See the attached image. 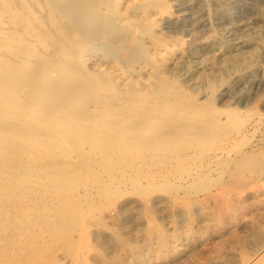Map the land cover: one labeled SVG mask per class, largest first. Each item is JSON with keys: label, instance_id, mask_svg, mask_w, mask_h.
<instances>
[{"label": "bare ground", "instance_id": "bare-ground-1", "mask_svg": "<svg viewBox=\"0 0 264 264\" xmlns=\"http://www.w3.org/2000/svg\"><path fill=\"white\" fill-rule=\"evenodd\" d=\"M152 5L160 17L146 14ZM167 13V0H0V264H58V251L65 253L68 264H113L104 248L109 240L87 237L92 223L88 217L105 206L94 201V193L78 190L89 177L100 199L113 200L128 185L147 207L144 247L110 228L114 245L124 250L114 264H135L125 263L124 257L140 259L154 248L152 238L164 256L161 251L170 245V235L154 215L150 192L174 187L156 184L159 172L153 170H163L160 176L167 180L191 152L225 139L244 121L235 110L227 111L226 121L213 113L215 93L226 76L208 81L206 108L188 99L177 79L182 56L172 75H166L175 47L180 51L184 44L183 38L154 30ZM257 40L252 50L236 48L238 52L219 63L221 69L228 62L251 66L264 35ZM102 46L128 52L129 65L94 54ZM247 164H238L228 175L230 183L216 189L220 194L211 205L219 216L233 217L230 192L248 185ZM251 167L260 169L256 163ZM186 203L190 221L197 203ZM210 210L205 215H213ZM259 232L238 241L244 249L241 264H264V230Z\"/></svg>", "mask_w": 264, "mask_h": 264}, {"label": "rangeland", "instance_id": "rangeland-1", "mask_svg": "<svg viewBox=\"0 0 264 264\" xmlns=\"http://www.w3.org/2000/svg\"><path fill=\"white\" fill-rule=\"evenodd\" d=\"M167 2L171 13L163 14L162 20L154 30L162 31L160 32L161 34L166 33V35H172V37L183 38L184 44L180 51L175 47L176 51L165 66L166 75H172L171 69L174 64L179 63V58L177 57L182 56L185 62H182L177 79L187 98L198 100L197 103L203 102L201 104L206 108V99L209 95L208 81H219L221 79L219 77L226 76L227 82L216 91L215 100L211 108L216 110L213 113L216 114L217 112V114H220L219 117L221 116L220 119L222 121L228 120L227 111L229 110L238 112L240 116L244 117V121L241 127L236 130L237 132L234 131L230 136H226L225 139L222 138V140L216 141V144L210 143L206 148L203 147L200 150L196 149L194 153L191 152L193 158L190 157L186 160L184 166L181 165L180 167L177 165V167H174L176 169L167 178L168 181L160 176V174L164 175L163 170H160V168L156 169L157 171L153 170L154 174L159 172V174H156L158 176L154 181L156 184L167 185L168 183L169 187H174V189L168 191L150 192L155 204L154 215L158 218V223L163 228L165 227L169 233L171 240L169 244L172 245L163 248L161 252L165 254L163 256V253H161V256H159L157 249H155L157 247L156 239L152 238L153 249L145 250L140 259L128 255L124 257V261L125 263L134 262L135 264H241V254L244 249L238 241L243 238L253 239L252 235H254L255 230L256 232L260 231L259 233H263L264 230V45L258 48L259 52L257 56H254L255 59H253L249 67L243 68V66H235L228 62L226 69L223 70L219 63L238 52L237 49L240 47L243 48L239 51L252 50L258 41L257 39L264 35V0H167ZM155 6H150V10L147 9L146 14H154L155 17H160L159 10ZM132 32L130 34L136 40L138 32L136 30ZM96 52L94 54L99 56L108 54L109 57L116 58L121 66L126 67L129 65L128 58L130 56L128 52H118L106 46L96 49ZM213 59H216V61H213ZM122 62L126 65H123L124 63ZM138 66V64L134 65V67ZM215 157L218 159L215 160ZM213 158L214 160H212ZM226 161L227 166H225ZM248 161L249 164L245 165L246 168L244 167V172L249 182L246 186L247 188L236 189L232 187L233 190H231L229 187L234 208L231 213L233 217L230 219V215L219 216V213L212 206L214 205L212 204L214 203V198L220 194L216 189L222 191V185L231 181V175L229 174H232L238 164ZM189 163L190 166L188 165ZM255 163L260 166L257 172L251 167V164L255 165ZM204 170L207 173H204ZM173 174L174 177L171 176ZM202 175H205L204 180ZM219 178L221 179L219 180ZM227 178L228 180L226 181ZM86 180L88 181L86 182ZM142 181L146 185L149 184V180L146 178H143ZM200 181L201 183H199ZM218 181H220V184ZM92 182V178H85V185L81 184L78 190L84 191L85 194L89 193L91 196L94 193V201L96 203H99L97 201H100V203L102 201L105 206L99 209L102 214H99L100 211L98 212L97 210L88 217V220H91L90 222L93 225L88 224L90 228L87 230V237L91 241H95L98 238L103 242L109 240V243L107 241L104 248L108 254L109 261L114 264L116 259L124 254V250L114 245V236L110 228L123 233L132 245L144 247L142 245L146 241L144 227L147 225L148 220L147 207L143 202L142 196L135 193L131 186L123 187L124 190L123 188L121 189L122 193L120 195L113 198V200H108L98 197L100 196L98 195L99 188L93 185ZM183 186L185 187L183 188ZM90 187L94 189L92 188L93 190L90 191ZM190 187L196 188H191L190 191ZM204 187H211V190ZM96 188L98 190H95ZM196 189L201 190V192ZM192 192L193 194H189ZM187 201L197 203L193 208V212L196 215L190 221L188 220L190 209L187 206ZM106 204L110 208H107ZM104 208L106 211H104ZM208 210L213 215H205ZM94 217H99L100 221L96 222ZM56 255L62 261L59 262L60 264H68V257L65 253L58 251ZM219 255L221 256L219 257ZM228 258H231L232 261H228ZM139 261L142 262L140 263ZM87 264H92V262L88 261Z\"/></svg>", "mask_w": 264, "mask_h": 264}]
</instances>
